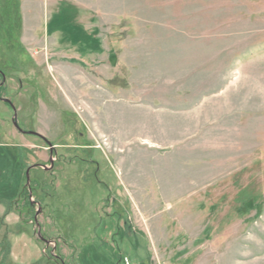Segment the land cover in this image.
Segmentation results:
<instances>
[{"label": "rangeland", "instance_id": "374dc122", "mask_svg": "<svg viewBox=\"0 0 264 264\" xmlns=\"http://www.w3.org/2000/svg\"><path fill=\"white\" fill-rule=\"evenodd\" d=\"M125 258L264 264V0H0V264Z\"/></svg>", "mask_w": 264, "mask_h": 264}, {"label": "water", "instance_id": "95a60500", "mask_svg": "<svg viewBox=\"0 0 264 264\" xmlns=\"http://www.w3.org/2000/svg\"><path fill=\"white\" fill-rule=\"evenodd\" d=\"M5 101L9 102V103L13 106V104H12V102H11L10 100L5 99ZM13 107H14V106H13ZM15 116H16V114H15ZM15 118H16V117H15ZM14 125L16 126V128H17L18 130L23 131V130L21 129V127L18 125L17 121L14 122ZM28 133H30V134H39V133L34 132V131H29ZM27 177H28V179L30 178V176H29V170L27 171ZM28 181H29V180H28Z\"/></svg>", "mask_w": 264, "mask_h": 264}, {"label": "built area", "instance_id": "2783aa9c", "mask_svg": "<svg viewBox=\"0 0 264 264\" xmlns=\"http://www.w3.org/2000/svg\"><path fill=\"white\" fill-rule=\"evenodd\" d=\"M125 262H126V264H130V261L128 258H125Z\"/></svg>", "mask_w": 264, "mask_h": 264}, {"label": "flooded vegetation", "instance_id": "af4514ba", "mask_svg": "<svg viewBox=\"0 0 264 264\" xmlns=\"http://www.w3.org/2000/svg\"><path fill=\"white\" fill-rule=\"evenodd\" d=\"M40 136V135H39Z\"/></svg>", "mask_w": 264, "mask_h": 264}]
</instances>
